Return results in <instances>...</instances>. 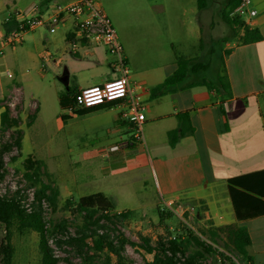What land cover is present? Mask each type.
Returning a JSON list of instances; mask_svg holds the SVG:
<instances>
[{
	"label": "crops",
	"instance_id": "0c3cea01",
	"mask_svg": "<svg viewBox=\"0 0 264 264\" xmlns=\"http://www.w3.org/2000/svg\"><path fill=\"white\" fill-rule=\"evenodd\" d=\"M72 1L76 0H0V50L4 51L0 56V126L1 114L7 106H13L10 99L25 100L26 82L35 88L47 82L59 130L74 117L89 119L92 144L80 147V154L88 152V159L103 161L101 170L106 177L114 170L136 173L145 189L154 192L155 199L149 207H154L156 200L170 203L184 197L204 202L214 228L235 225L245 229L251 240L247 249L249 264H264V214L239 219L230 194L231 187L243 191L231 185L232 180L264 172V0H251V10L256 11V15L241 17L247 27L260 31L262 40L227 44L230 53L226 58V70L231 96L208 91L204 75L198 77L199 73L189 72L182 83L153 97L152 90L178 69L179 57L193 60L197 56L189 57L170 50L163 53L159 62L152 65L145 62L137 67L130 52L124 50L130 66V87L145 106L146 122L139 143H133L132 127L121 118L123 107L116 102L96 107L86 116L64 112L61 96H73L81 89L104 85L118 76L106 47L88 39L73 18L67 17L55 26L31 31L20 44L8 43L16 21L7 23L6 19L13 12L43 15L57 3ZM171 1L181 5L182 0ZM240 3L241 0H203L204 5L238 7ZM189 5H198L199 9V0H190ZM159 9L163 11L165 7L161 5ZM199 27L196 26L195 32L201 42L200 23ZM243 34L242 30L240 35ZM73 43L78 44L76 53L72 51ZM88 58L95 62H88ZM30 64L39 66L34 75L22 72ZM18 70L21 71L19 77ZM33 101L38 111L29 128L34 127L42 113L40 101ZM185 116L193 132L172 146L169 133L180 129ZM20 129L24 135L23 150L32 137L22 125ZM115 146L119 149L112 151ZM42 161L48 170L49 166ZM92 181L94 178L76 185L90 186ZM246 182L257 187L261 181L257 184L256 181ZM58 189L61 195L62 190ZM83 196L88 195L82 194L79 198ZM125 211L134 212L115 209L117 213ZM221 238L226 240L224 235Z\"/></svg>",
	"mask_w": 264,
	"mask_h": 264
},
{
	"label": "rangeland",
	"instance_id": "374dc122",
	"mask_svg": "<svg viewBox=\"0 0 264 264\" xmlns=\"http://www.w3.org/2000/svg\"><path fill=\"white\" fill-rule=\"evenodd\" d=\"M99 1L116 28L124 50L130 52L137 67L145 62L147 65L155 64L160 61L163 53L171 50L180 55L197 56L194 61L209 64L206 71L198 72V77L204 75L205 80L216 83L217 74L226 70L227 44L241 42L242 30L240 28L232 30L227 22V15L231 18L237 17L230 13L234 5H205L198 9V5H189L190 0H182L181 5H174L171 0ZM161 5L165 10L160 11ZM199 23L201 42L195 32L197 25L200 28ZM60 35L63 37L62 33ZM108 57L109 60H114L110 54ZM87 61L95 62L92 58H88ZM37 71L38 64H30L22 70L29 72L30 75L36 74ZM17 74L19 77L21 71L18 70ZM117 75L119 78L120 74ZM47 85V82H43L35 88L26 82L25 100L10 99L13 105L10 107L12 116L20 118V125L28 136L31 135L32 140L31 143L27 140L22 153L14 148L12 152L5 154V174L0 179L1 196L19 193L24 205L29 207L35 189L24 177L26 172L24 161L31 156L35 160H44L49 166L51 176L44 175L43 181L62 190L57 211L53 212L47 203L44 204V216L48 226L53 222L65 220L68 222L69 232L74 234L82 222V217L66 207V200L70 199L74 204L82 194L103 192L112 201L116 210H134L128 218L120 219L116 226V229L133 243L141 244L140 237L143 236L149 238L151 244L155 245L159 238H167L169 232L176 236L189 229L203 240L210 241V232L215 226L204 202L184 197L170 203L156 200L154 207H149L155 199L154 192L150 188L145 189L136 173L114 170L111 176L106 177L101 170L103 161L88 159L90 158L88 152L81 155L80 147L92 144L90 121L88 118L74 117L59 130ZM33 99L42 104V113L34 127L29 128L30 117L38 111V105L32 102ZM64 112L68 113L67 110ZM88 130L89 132H86ZM12 133V130L5 134L0 133V148L12 141ZM92 178L94 181L90 186L76 185L89 182ZM103 187L106 189H102ZM159 208L165 213L163 222L158 214ZM5 237V226L0 225V246ZM13 245L15 254L11 264H40L37 233L20 235L13 229ZM50 246L61 259L60 264H67L66 259L70 264H83L82 259L69 247L59 249L52 241ZM214 246L230 260L219 261L209 258L204 264H249L247 257L240 255L224 238L218 239ZM124 257L127 264H145L153 259V255L130 244L126 246Z\"/></svg>",
	"mask_w": 264,
	"mask_h": 264
},
{
	"label": "trees",
	"instance_id": "16d2710c",
	"mask_svg": "<svg viewBox=\"0 0 264 264\" xmlns=\"http://www.w3.org/2000/svg\"><path fill=\"white\" fill-rule=\"evenodd\" d=\"M205 7L203 0H199V9ZM235 7V6H234ZM231 10L233 12L237 7ZM230 12V13H231ZM227 22L232 30L240 28L244 34L241 38L242 44H250L262 40L260 31L256 28L250 29L245 25L240 17L231 18L227 15ZM227 42V40H224ZM230 53L225 51V55ZM209 64H204L183 57L178 58V69L168 77L161 85L152 90V96L157 97L164 94L169 87L182 83L189 72L198 73L206 71ZM208 91L216 95L227 94L231 96V86L227 76V70L217 74V82L204 80ZM73 96H61L60 102L63 109L74 104ZM115 102H112L113 104ZM102 107V106H101ZM94 109V108H92ZM92 109L82 110L75 115L86 116ZM183 119L179 130L169 133V142L174 146L180 138L192 134L193 129L189 120ZM36 120V114L30 117L28 126ZM12 130V141L5 143L0 148V179L4 177V156L12 152L14 148L22 153L23 131L20 129V118L13 117L10 107H6L1 114L0 133L5 134ZM133 143H139L134 141ZM24 177L31 187L35 189L33 201L26 207L19 193L13 196L0 195V225L6 229V237L0 246V256L2 264H11L15 254L13 245V229L20 235L31 232L39 236L40 264H60L61 259L55 255L54 249L50 246L52 241L55 246L62 249L67 246L82 259L83 264H127L124 257L128 244L140 247L146 253L153 255L151 261L145 264H204L209 258L213 260H230L220 249L214 246L216 241L224 235L226 240L240 255L247 257V249L251 245L250 237L245 229L235 225H226L213 228L210 232V241H205L193 233L192 230L173 236L169 232L167 238H159L155 245L147 237H140L141 244L131 242L118 229L117 222L120 219L128 218L133 211H125L112 214L115 211L112 201L103 193H95L83 196L72 204V200H66V207L70 208L82 217V222L78 225L74 234L68 230V222L58 223L48 222L44 216V204L47 203L53 212L58 209L60 191L53 184L43 181V176L50 177L45 163L42 160H35L29 156L24 161ZM246 181H261L257 187L248 185ZM231 185L243 189L234 190L230 188L237 217L247 218L264 214V172L232 180ZM260 186V187H258ZM246 211V212H244ZM158 214L163 222L165 219L162 209H158ZM113 226L114 228H111ZM67 264H70L66 259Z\"/></svg>",
	"mask_w": 264,
	"mask_h": 264
},
{
	"label": "built area",
	"instance_id": "2783aa9c",
	"mask_svg": "<svg viewBox=\"0 0 264 264\" xmlns=\"http://www.w3.org/2000/svg\"><path fill=\"white\" fill-rule=\"evenodd\" d=\"M251 3V0H241L240 5L231 12L232 15L234 14L240 18L245 15L255 16L256 11L251 10ZM35 9L37 10V8ZM67 17L74 19L77 28L88 39L106 47L108 54L114 57L111 62L113 70L115 73L120 74V77L104 85L81 89L74 97V104L65 110L75 115L82 110L116 102L123 107L121 118L131 125L133 138L135 141L140 142L146 122L145 106L140 97L130 87V70L117 30L97 0H76L69 3H57L43 15L28 16L15 11L6 19L7 23L13 19L16 21L15 29L9 37L8 43L11 45L20 44L27 33L38 28L55 26ZM77 48L78 44L73 43V53L77 52ZM3 54L4 51L0 50V56ZM118 149L119 146H115L112 151Z\"/></svg>",
	"mask_w": 264,
	"mask_h": 264
}]
</instances>
